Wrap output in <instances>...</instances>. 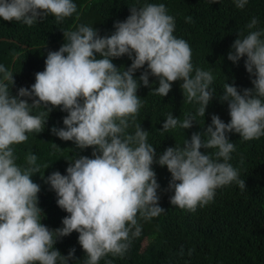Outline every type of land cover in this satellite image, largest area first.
Listing matches in <instances>:
<instances>
[{
	"label": "clouds",
	"instance_id": "9594fccd",
	"mask_svg": "<svg viewBox=\"0 0 264 264\" xmlns=\"http://www.w3.org/2000/svg\"><path fill=\"white\" fill-rule=\"evenodd\" d=\"M204 1L239 11L248 9L251 2ZM94 2L0 0V18L10 26L36 29V22L51 15L59 28L58 50L47 53L45 68L35 74L30 88L20 87L11 95L13 72L0 65V264H67L75 248L62 256L53 246L73 231L87 257L84 264H99L109 253L124 256L132 239L141 235L137 214L150 220L165 212L158 203L161 180L163 191L174 193L170 204L190 212L210 203L223 186L235 182L245 190L244 179L228 162L235 146L226 133H238L245 141L264 136V30L257 28V18L250 16L224 50L233 64L245 58L244 68L254 77L252 88L238 90L224 84L219 100L227 102L230 121L226 124L213 114L203 132H193L182 146L168 147L160 155L147 142L148 132L135 123L142 106L136 94L139 84L148 87L149 75L157 77L154 92L164 97L173 82L182 81L187 102L199 104L195 115L187 114L182 121L169 113L162 126L167 132L178 126L189 129L197 116H205L215 96L210 87L213 75L194 70L189 44L173 35L175 22L167 14V1L129 0L110 24L100 21L101 28L84 21L85 15L96 10ZM124 55L131 65L117 68L112 58ZM145 64L138 84L134 75ZM56 107L67 115L64 127L53 126L52 134L73 141L81 150L91 147L93 158L75 157L66 175L55 171L46 178L58 197V207L69 214L62 219V227L52 230L40 222L44 213L38 207V196L47 187L44 161L49 159L36 150L14 153L11 146L27 141V133L42 132ZM34 109L40 111L33 114ZM130 127L134 133L127 131ZM202 148L217 151L205 154ZM17 155L25 157L27 166L16 163ZM39 172L33 181L31 177Z\"/></svg>",
	"mask_w": 264,
	"mask_h": 264
},
{
	"label": "trees",
	"instance_id": "16d2710c",
	"mask_svg": "<svg viewBox=\"0 0 264 264\" xmlns=\"http://www.w3.org/2000/svg\"><path fill=\"white\" fill-rule=\"evenodd\" d=\"M77 1L82 4L86 0ZM128 1L95 0L96 10L85 15L84 21L94 27L101 28L100 21L107 26L119 16ZM165 1L170 5L167 14L174 17L173 35L189 44L194 70L211 71L214 79L210 87L215 89V96L206 107L205 116H197L191 128L181 129L178 126L162 131L169 113L182 121L187 114L195 115L199 104L187 102L186 94L180 87L182 81L173 82L167 96L155 94L154 89L159 86L158 78L149 75V86L145 87L139 84V76L147 65L139 69L134 78L139 84L136 94L142 100V106L135 123L148 132L147 142L154 145L160 155L168 147L182 146L185 139L190 140L193 132H203L211 123L213 114L226 124L230 121L227 102L219 100L224 84H233L238 90L252 88L251 79L254 77H250L244 68L245 58L236 64L227 59L229 51H224L226 44L250 16L257 18V28L264 30V0H251L244 11L227 5H211L204 0ZM10 25L0 18V65L13 72L15 83L9 90L15 96L20 87L30 88L34 84L35 74L45 68L47 53L58 50L59 28L51 15L36 22V29ZM22 43L33 47L26 49ZM112 62L117 68L123 66L127 69L132 61L124 55L112 58ZM38 111L40 109H34L33 114ZM66 115L60 107L53 108L42 132L27 133V141L11 146L17 154L36 150L48 157L49 161H44V182L55 171L66 175V168L75 157L93 158L91 147L81 150L73 141H63L50 131L53 126L63 128ZM127 131L134 133L135 128L130 127ZM226 135L235 146L228 162L239 171L240 179H244L245 190L233 182L218 188L210 203L203 207L198 205L194 212H190L170 204L174 193L163 191L165 182L161 180V187L157 190L160 197L158 203L165 212L150 220L142 219L138 213L141 235L132 239L124 256L109 253L99 264H106L107 261L112 264H264V136L245 141L238 133ZM200 151L207 154L217 149L202 148ZM16 163L21 167L27 166L25 157L18 156ZM39 176L40 172L33 174L31 179L34 181ZM45 185L46 190L38 196V207L44 213L40 222L54 230L63 226L61 221L69 214L58 207L55 191L49 184ZM53 247L62 256H67L69 250L75 248L74 258L69 259L67 264H84L87 259L75 231L57 240ZM57 264L60 262L57 261Z\"/></svg>",
	"mask_w": 264,
	"mask_h": 264
},
{
	"label": "rangeland",
	"instance_id": "374dc122",
	"mask_svg": "<svg viewBox=\"0 0 264 264\" xmlns=\"http://www.w3.org/2000/svg\"><path fill=\"white\" fill-rule=\"evenodd\" d=\"M144 243H145V241H144Z\"/></svg>",
	"mask_w": 264,
	"mask_h": 264
}]
</instances>
